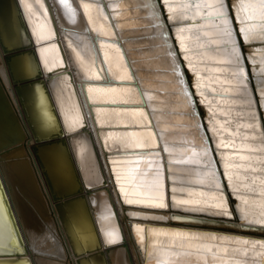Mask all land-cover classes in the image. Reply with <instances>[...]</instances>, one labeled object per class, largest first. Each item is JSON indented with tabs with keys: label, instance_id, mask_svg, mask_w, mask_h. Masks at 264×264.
Segmentation results:
<instances>
[{
	"label": "bare ground",
	"instance_id": "obj_1",
	"mask_svg": "<svg viewBox=\"0 0 264 264\" xmlns=\"http://www.w3.org/2000/svg\"><path fill=\"white\" fill-rule=\"evenodd\" d=\"M48 2L75 85L60 71L65 60L44 0H19L30 32L16 0L0 11L4 40L36 48L12 59L17 82L60 71L50 80L58 113L43 80L23 84L22 100L0 42V234L18 225L0 260L264 264V23L246 19L244 7L257 0H230L247 39L230 6L225 34L218 0H148L155 16L146 0H69L74 12ZM84 121L122 227L103 190L93 197L98 230L85 195L74 194L80 181L68 146L45 142ZM73 143L85 180L100 182L89 136ZM158 183L167 207L158 206Z\"/></svg>",
	"mask_w": 264,
	"mask_h": 264
},
{
	"label": "water",
	"instance_id": "obj_2",
	"mask_svg": "<svg viewBox=\"0 0 264 264\" xmlns=\"http://www.w3.org/2000/svg\"><path fill=\"white\" fill-rule=\"evenodd\" d=\"M45 3H46V6L48 8V11L50 13V16H51V19L53 21V24H54V28H55V38L57 39V42H58V45L61 49V52L64 56V60H65V65H64V68L62 70H60L61 72L62 71H66L67 74L69 75V78L72 82V84L75 85V79H74V75L72 73V70L70 69L69 67V63L67 61V58H66V53H65V50H64V46H63V43H62V40L60 38V34H59V31H58V28L55 24V20H54V16H53V13H52V9L50 7V4L48 2V0H44ZM11 3H12V0H0V11L3 10V9H6L7 7L9 8L8 10H11ZM16 3L17 5L19 6L20 8V16L22 17L21 19L23 20V22L25 23L26 25V28L28 29L29 31V27H28V24H27V21H26V18L24 16V13H23V10L21 8V5L19 3V0H16ZM230 9L232 11V7L230 6ZM233 14V13H232ZM234 23H235V27L237 28L238 30V27H237V24H236V20L234 18ZM30 32V31H29ZM240 41H242V39L240 38ZM0 42H1V46L4 50V52L6 53V60H7V63L9 64L10 66V73H11V76L13 78V80L16 82V90L19 94V96L22 98V100L24 99L23 98V84H27V83H32L33 81H35L36 79L38 80H43L45 82V86H46V90L50 93L52 99H53V96L51 94V89H50V80L52 78H55V76L60 72H57V74H51L49 75V77H47L45 80L43 77H41L39 75V73L37 75H39L37 78H35L34 80H28V81H24V82H17L18 78L15 76V74L13 73L12 71V68H11V64H12V59L14 58L15 55H18V54H24L27 52V49L29 50H36L35 47H27V46H10L5 40H4V37H3V33H2V28L0 27ZM243 46V50H245V46ZM245 52V51H244ZM245 54V53H244ZM23 86V87H22ZM22 104H25V102H23ZM53 107L55 109V112L58 113V110H57V106L56 104L54 103V99H53ZM26 111V110H25ZM28 115V113H26ZM86 119V118H85ZM30 122V120H29ZM83 134H86L89 136L90 140H91V143H92V147H93V150H94V153H95V156L97 158V161H98V164H99V167H100V172H101V175H102V179L100 182H96V183H90V182H87V180H85L83 174H82V171H81V167L79 166V162L77 160V156H76V152H75V146H74V140L76 138H78L79 135H83ZM51 138L46 140L45 142H53L55 140H61L65 145L68 146L69 148V151L71 153V156H72V159L74 161V164H75V168H76V172H77V177L80 181V186L79 188L77 189V191L74 193V194H83L85 195L87 201H88V205L90 207V210L92 212V215L94 217V220L96 222V225L98 227V222H97V209H96V205L93 201V197L100 193L101 191H106L109 195V198L111 200V204H112V207L114 209V212L116 214V217L118 218V222L120 224V227H122L121 225V221L119 220V214H118V208H117V205L115 203V200L113 198V195L111 193V188L108 184V178H107V175H106V171H105V168L103 166V163L101 161V155H100V148L95 140V136L94 134L92 133L91 131V128L88 126V123L87 121H84V124H83V127L76 130V131H73V132H70V133H64V129L63 127L60 128V131H56V132H53L51 134ZM38 144L39 143H35L33 144V149L35 152H37V147H38ZM39 161L42 165V162L39 158ZM46 177H47V181L49 183V186H50V191H51V194L53 196L54 199H58L59 198V194L56 193V191L54 190V188L52 187V184H51V181L49 179V176H48V172L45 173ZM71 194V193H70ZM73 194V193H72ZM171 215H172V212H171ZM202 216H200L201 218ZM170 219H172L170 217ZM98 230H99V227H98ZM125 240V237L123 238V241Z\"/></svg>",
	"mask_w": 264,
	"mask_h": 264
},
{
	"label": "snow or ice",
	"instance_id": "obj_3",
	"mask_svg": "<svg viewBox=\"0 0 264 264\" xmlns=\"http://www.w3.org/2000/svg\"><path fill=\"white\" fill-rule=\"evenodd\" d=\"M60 2L66 6H68L70 8L71 11H75L74 8L71 7V5L69 4V0H60ZM243 2V0H242ZM165 3H167V0H165ZM219 3V7L217 12L215 13V15L219 18L222 19V24H223V29L226 35L231 36L232 35V30H231V22L228 18V8L229 6H231L232 8H236L237 12H236V18L240 19V12H239V6L234 4V3H230V0H218ZM145 7H150L153 9V11L150 13V15L155 16V4L154 3H149L148 0H146L145 2ZM206 7H211V5H206ZM244 7H246L247 9H250L249 15L246 17V19H255V18H259L260 21L262 23H264V0H257L256 3H248L246 5H244ZM169 19H172L169 16ZM240 27L238 29L239 32H242L245 34V39H247V35H248V27L244 26L245 25V20L244 19H240ZM234 43V41H233ZM239 55V52L237 53ZM177 71H179L177 69ZM243 72V70H241ZM180 75H183V73H180ZM181 83H183V81H181ZM187 94V93H186ZM190 95V94H187ZM223 143V141L221 142ZM205 154H207V149H205ZM159 175V174H158ZM158 191L156 192V196L157 198L161 201V203L158 205L160 207H167L166 204L163 203V198H164V194L162 191V184H157L156 185ZM173 200H175V198L173 197ZM136 201H132L129 200L128 203H135ZM179 203L182 204H188L191 203V201H180ZM215 207L217 209H222L225 207V203L224 201L221 199L218 203L215 204ZM225 214H230V213H225ZM10 216L9 211L6 209L5 210V218L8 219V217ZM9 223H13V221H9ZM261 223H264V221H261ZM18 229V225H16L15 228L10 227L6 233L4 234H0V251H7V249L9 248V246H14L17 242V235H16V231ZM107 235V243L108 244H112L116 241L117 239V235L115 232L113 231H109L106 233ZM0 264H17V261L15 259H7V260H0ZM80 264H85V262L83 260H81Z\"/></svg>",
	"mask_w": 264,
	"mask_h": 264
}]
</instances>
